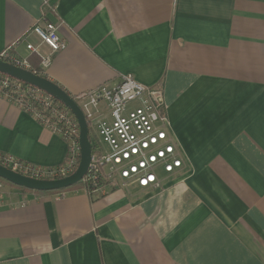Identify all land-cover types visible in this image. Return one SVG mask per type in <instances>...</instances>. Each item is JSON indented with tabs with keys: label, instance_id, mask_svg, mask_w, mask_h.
Masks as SVG:
<instances>
[{
	"label": "crops",
	"instance_id": "0c3cea01",
	"mask_svg": "<svg viewBox=\"0 0 264 264\" xmlns=\"http://www.w3.org/2000/svg\"><path fill=\"white\" fill-rule=\"evenodd\" d=\"M45 21L67 43L45 75L70 96L163 89L183 166L158 188L0 183V264H264V0H0V55L40 68ZM0 155L52 169L69 145L0 97Z\"/></svg>",
	"mask_w": 264,
	"mask_h": 264
},
{
	"label": "built area",
	"instance_id": "2783aa9c",
	"mask_svg": "<svg viewBox=\"0 0 264 264\" xmlns=\"http://www.w3.org/2000/svg\"><path fill=\"white\" fill-rule=\"evenodd\" d=\"M59 28L60 25L45 21L30 31L50 50L44 54L40 46L26 44V49L40 60V73L45 74L53 55L67 47ZM11 50L0 55V59L39 75L28 59L14 56ZM0 97L15 103L69 145L67 163L58 168L33 166L9 155H0V165L34 179L55 180L72 175L81 153L79 125L71 112L49 94L10 77L0 80ZM71 98L84 113L95 147L89 170L81 181L85 190L98 191L104 183H120L124 188H158L160 174H173L182 168L177 144L168 132L170 122L161 87L146 86L132 75H124L118 85H101Z\"/></svg>",
	"mask_w": 264,
	"mask_h": 264
},
{
	"label": "water",
	"instance_id": "95a60500",
	"mask_svg": "<svg viewBox=\"0 0 264 264\" xmlns=\"http://www.w3.org/2000/svg\"><path fill=\"white\" fill-rule=\"evenodd\" d=\"M0 74L35 87L63 104L75 117L79 125V146L81 158L76 171L65 178L55 180L34 179L14 172L0 165V179L17 187L34 192H55L66 190L81 183L92 161V144L84 113L71 96L48 78L17 67L0 59Z\"/></svg>",
	"mask_w": 264,
	"mask_h": 264
},
{
	"label": "trees",
	"instance_id": "16d2710c",
	"mask_svg": "<svg viewBox=\"0 0 264 264\" xmlns=\"http://www.w3.org/2000/svg\"><path fill=\"white\" fill-rule=\"evenodd\" d=\"M35 70L38 71V74H39L40 76L47 78V76H46L45 74L39 72V70H40L39 67H38V69H35ZM5 77L7 78V76H4V75H1V74H0V80L3 79V78H5ZM10 80H11V79H10ZM94 150H95V147H94V144H93V142H92V152H94ZM0 183H1V184H4V185H8V186H10V187H14V188H16V189H19V190H21L22 192H34V191H29V190H26V189H23V188L17 187V186H15V185H12V184H10V183H8V182L2 180V179H0ZM105 186H106V183L101 184L100 187H99V189H98V191H95V189H93V188H88L87 191H89V192H91V193L100 192L101 190H103V189L105 188ZM84 188H85V187H84L83 183H79L78 185H76V186H74V187H71V188H69V189H66V190L55 191V192H34V193H37V194H63V193H65V192H68V191H71V190H78V189H84Z\"/></svg>",
	"mask_w": 264,
	"mask_h": 264
}]
</instances>
